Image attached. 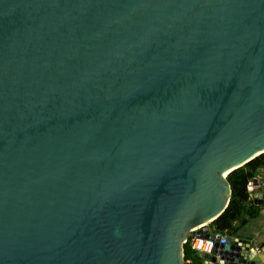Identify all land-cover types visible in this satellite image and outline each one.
<instances>
[{
  "label": "water",
  "instance_id": "1",
  "mask_svg": "<svg viewBox=\"0 0 264 264\" xmlns=\"http://www.w3.org/2000/svg\"><path fill=\"white\" fill-rule=\"evenodd\" d=\"M262 152L264 0H0V264H192Z\"/></svg>",
  "mask_w": 264,
  "mask_h": 264
},
{
  "label": "trees",
  "instance_id": "2",
  "mask_svg": "<svg viewBox=\"0 0 264 264\" xmlns=\"http://www.w3.org/2000/svg\"><path fill=\"white\" fill-rule=\"evenodd\" d=\"M261 168H264V152L243 165L234 168L226 175L231 188V194L223 212L209 222V226L214 231L241 237V228L259 216L261 205L256 204L249 197L247 184L250 179L259 173ZM256 246L262 247L261 245ZM183 253L185 260H190L192 264H202V257L191 249L188 243L183 244Z\"/></svg>",
  "mask_w": 264,
  "mask_h": 264
},
{
  "label": "built area",
  "instance_id": "3",
  "mask_svg": "<svg viewBox=\"0 0 264 264\" xmlns=\"http://www.w3.org/2000/svg\"><path fill=\"white\" fill-rule=\"evenodd\" d=\"M258 175V174H257ZM253 177L248 181L247 191L251 199L255 198H264L263 187L264 180H260L258 176ZM260 194V195H258ZM257 204V203H256ZM264 205V204H263ZM235 239H239L238 243L242 241L247 244L248 254L251 258L253 254L258 252L261 248L256 245H253L250 239H245L241 237L232 236V242ZM228 235L226 233H221L219 231H214L209 223L202 227L191 228L187 231L184 236L182 243H188V245L197 252L202 257V264H213L212 261L208 260L204 255H213L214 249L219 246V244L227 242ZM189 261V260H185Z\"/></svg>",
  "mask_w": 264,
  "mask_h": 264
},
{
  "label": "crops",
  "instance_id": "4",
  "mask_svg": "<svg viewBox=\"0 0 264 264\" xmlns=\"http://www.w3.org/2000/svg\"><path fill=\"white\" fill-rule=\"evenodd\" d=\"M259 177L260 180H264V168H261L259 170V173L257 175ZM260 195V194H258ZM264 205H261V210H260V214L257 218L254 219H258L261 217L259 223L261 224L260 229L262 230V232H258V229H255L254 234L251 237V240L253 241V243L255 245H261V249L256 252L255 254L252 255L251 259H255L259 261V264H264V217H262V215H264V207H262ZM258 242V243H256Z\"/></svg>",
  "mask_w": 264,
  "mask_h": 264
},
{
  "label": "rangeland",
  "instance_id": "5",
  "mask_svg": "<svg viewBox=\"0 0 264 264\" xmlns=\"http://www.w3.org/2000/svg\"><path fill=\"white\" fill-rule=\"evenodd\" d=\"M262 207H264V206H262ZM262 217H264V215H262ZM260 219H261V217L258 219H252L248 224L243 226L240 230L241 237L251 240V237L254 234L255 229L259 228L258 232H262V230L260 229L261 224L259 223ZM251 242L253 243L252 240H251ZM256 243H258V242H256Z\"/></svg>",
  "mask_w": 264,
  "mask_h": 264
},
{
  "label": "bare ground",
  "instance_id": "6",
  "mask_svg": "<svg viewBox=\"0 0 264 264\" xmlns=\"http://www.w3.org/2000/svg\"><path fill=\"white\" fill-rule=\"evenodd\" d=\"M228 171H229V169L226 170V171L224 172L223 175H225V173H227ZM209 222H210L209 220L202 221V222H200V223H197V224L193 225L192 227H190V229H191V228L202 227V226L206 225V224L209 223Z\"/></svg>",
  "mask_w": 264,
  "mask_h": 264
}]
</instances>
